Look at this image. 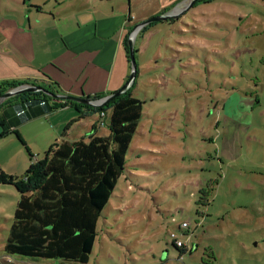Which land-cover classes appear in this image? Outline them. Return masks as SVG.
<instances>
[{
	"label": "rangeland",
	"instance_id": "374dc122",
	"mask_svg": "<svg viewBox=\"0 0 264 264\" xmlns=\"http://www.w3.org/2000/svg\"><path fill=\"white\" fill-rule=\"evenodd\" d=\"M119 1L133 28L189 0ZM33 2L62 15L73 0H0V38L24 15L48 19ZM133 47L143 114L87 264H264V1L199 3L137 31ZM10 150L0 141L1 158ZM17 193L0 183V264ZM172 233L191 252L180 256Z\"/></svg>",
	"mask_w": 264,
	"mask_h": 264
},
{
	"label": "crops",
	"instance_id": "0c3cea01",
	"mask_svg": "<svg viewBox=\"0 0 264 264\" xmlns=\"http://www.w3.org/2000/svg\"><path fill=\"white\" fill-rule=\"evenodd\" d=\"M107 2L73 0L62 15L51 10L44 12L40 4L33 2L29 11H35V16L45 14L48 19L43 23L34 19L31 23V16L24 15L27 25L20 23L22 19L14 23L8 28L10 37L5 27L2 28L0 80L47 79L55 83L59 94L72 96L100 95L101 98L115 92L131 70L125 41L130 33L126 31L132 30L133 17L119 0ZM51 104V101L27 104L12 99L0 105V141L5 140L11 149L5 157H0L3 175L24 177L30 156L43 157L62 141L87 142L91 135L109 136L106 117L101 118L97 112L70 105L51 109ZM102 120L105 124L100 123ZM1 125H6L8 130L3 131ZM27 126H31L30 132ZM0 183L14 186L1 180ZM192 243L193 249L196 248L198 244ZM13 257L4 254L3 262L25 263Z\"/></svg>",
	"mask_w": 264,
	"mask_h": 264
},
{
	"label": "trees",
	"instance_id": "16d2710c",
	"mask_svg": "<svg viewBox=\"0 0 264 264\" xmlns=\"http://www.w3.org/2000/svg\"><path fill=\"white\" fill-rule=\"evenodd\" d=\"M215 1L218 0H197L193 6ZM155 23L145 25L140 32ZM125 49L130 63L127 40ZM23 84L41 90L22 91L2 104L12 99L27 104L51 101V109L70 105L98 114L103 112L110 134L91 135L87 142L62 141L54 145L24 177L12 178L0 172V180L13 183L18 192L3 252L9 256L53 259L55 264H87L99 215L123 174L126 154L143 114L142 101L131 94L132 84L101 106L54 99L48 93L59 94V89L47 79L0 80V95ZM86 98L97 99L100 95ZM1 126L3 131L8 130L6 125ZM171 244L180 256L190 252L186 246L179 248Z\"/></svg>",
	"mask_w": 264,
	"mask_h": 264
},
{
	"label": "water",
	"instance_id": "95a60500",
	"mask_svg": "<svg viewBox=\"0 0 264 264\" xmlns=\"http://www.w3.org/2000/svg\"><path fill=\"white\" fill-rule=\"evenodd\" d=\"M196 1L197 0H189L185 5H183V7L175 6L166 12H163L161 14H158V15H155L152 17H149V18L137 23L132 28V30L130 31L128 38H127L131 72H130L127 80L125 81V83L115 92L111 93L110 95H106L104 97L97 98V99H87L86 97H83V96H72V95L55 94V93H48V95L54 99L70 100V101H74V102L89 105V106H101V105L105 104L106 102H108L109 100L113 99L114 97L119 96L124 90H126L130 86V84L133 81L135 74H136L135 73L136 63H135L134 47H133V39H134L135 33H137V31L141 30L142 27H144L145 25H147L149 23L157 22V21H166L169 19L177 18L179 15L184 14L189 8H191ZM37 90H41V89L37 86H30V85H26V84H23V85H20L16 88L10 89V90L6 91L5 93H3L2 95H0V105L6 99H8V98H10V97H12L18 93H21L22 91H30L31 92V91H37Z\"/></svg>",
	"mask_w": 264,
	"mask_h": 264
},
{
	"label": "built area",
	"instance_id": "2783aa9c",
	"mask_svg": "<svg viewBox=\"0 0 264 264\" xmlns=\"http://www.w3.org/2000/svg\"><path fill=\"white\" fill-rule=\"evenodd\" d=\"M100 117L103 118L104 113L101 112L99 113ZM101 124H104L103 120L100 122ZM173 220V219H172ZM175 222V221H174ZM178 227L185 229L188 227V222L183 221L181 223H178ZM170 237L172 238V242L177 246V247H182V246H186L187 249L191 250V247L189 245H187L186 243L182 242L180 239H178L173 233L170 235ZM35 264V263H32Z\"/></svg>",
	"mask_w": 264,
	"mask_h": 264
}]
</instances>
